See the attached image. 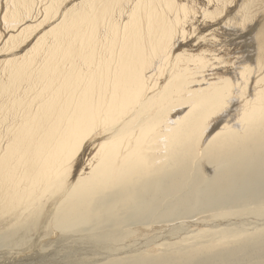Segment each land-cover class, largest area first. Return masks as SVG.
Returning a JSON list of instances; mask_svg holds the SVG:
<instances>
[{"label": "bare ground", "instance_id": "1", "mask_svg": "<svg viewBox=\"0 0 264 264\" xmlns=\"http://www.w3.org/2000/svg\"><path fill=\"white\" fill-rule=\"evenodd\" d=\"M214 1L0 0L2 263L264 262V11Z\"/></svg>", "mask_w": 264, "mask_h": 264}, {"label": "rangeland", "instance_id": "2", "mask_svg": "<svg viewBox=\"0 0 264 264\" xmlns=\"http://www.w3.org/2000/svg\"><path fill=\"white\" fill-rule=\"evenodd\" d=\"M62 2H63V4L64 5H69L70 4V1H72V0H61ZM234 0H230V1H228L229 2V5L231 6V4H232V2H233ZM251 1H255V0H251ZM260 1V4H258L257 6H255L254 7V9L252 10V12H250L249 14H247L246 15V19H248V20H250L254 15H256V14H259V13H261L262 11H264V0H259ZM217 3V0H215L214 2H213V5H215ZM225 3V2H224ZM255 2H252L251 4H254ZM221 14V13H220ZM224 16V15H223ZM221 17V16H220ZM220 17H219V19H220ZM205 30V29H204ZM243 37L242 36H240V41L238 42V40H237V42H233V43H235L236 45L238 44V46L237 47H240V45H241V39H242ZM243 40V39H242ZM173 43V42H172ZM25 45V44H24ZM242 50V49H241ZM240 49L239 50H235L234 52H232L230 55H231V57H232V55L234 54L235 55V53H240V52H242ZM238 80V79H237ZM250 80H252V76L250 77ZM252 90L250 89V88H248V95L249 96H251V92ZM221 105H219V106H217V107H215V110L216 109H218L219 107H220ZM175 109V110H174ZM173 109V112H178V111H180V110H184L183 109V107L181 108V107H179V106H177L176 108H174ZM169 110V109H168ZM219 116H221V114L219 115ZM205 124H203L202 125V127L200 128V130L203 128V126H204ZM234 128H236L235 130L240 134L241 132H240V128H239V126H236V127H234ZM200 136V135H199ZM206 140H204V141H202V143L200 144V148H201V145L203 146V145H205V142ZM198 149H199V144H198V147H197V144H196V147H195V151H194V153H196L197 151H198ZM185 150V149H184ZM197 150V151H196ZM198 154V155H197ZM200 152L198 151L197 153H196V155L197 156H200ZM162 154H159V156H161ZM157 157L158 158V160H159V162H160V160H161V158L160 157ZM158 160L156 161V162H158ZM160 164H161V162H160ZM204 169V172L205 173H207L208 172V168H203ZM206 170V171H205ZM190 174V173H189ZM208 174H211V171L210 172H208ZM189 178L190 177H188V180H189ZM186 192V189H181V191L179 192V194H181V195H183L184 193ZM255 200H257V199H253V200H250V202L248 201L246 204H248L251 208H254V207H257L256 205H259V204H264V200H262V199H258L257 200V202H258V204L257 203H255L256 201ZM253 202V203H252ZM254 204H255V206H254ZM248 205H246V206H248ZM252 205V206H251ZM231 206V207H230ZM226 207V208H225ZM225 207H222L221 208V210H226V211H232L233 209L235 210H233L234 212H235V215L236 216H244L243 214H240V213H238L237 214V212H238V210L239 209H241L239 206H235V204H230V205H228V206H225ZM238 207V208H237ZM263 207H264V205H263ZM230 210H229V209ZM233 208V209H232ZM236 208V209H235ZM225 212V211H224ZM252 212H253V210H252ZM202 213H200L199 215H201ZM251 214V213H250ZM250 214H247V215H245L246 216V218H251V215L253 216V213L250 215ZM250 215V216H249ZM196 216H198V215H196ZM260 216H264V215H260ZM172 218V219H171ZM180 218V219H179ZM196 218V217H195ZM178 219V220H177ZM175 220V221H174ZM177 220V221H176ZM162 221H165V223H163V224H173V222H178V221H184V219L183 218H181V217H178V218H176V216H172V217H167V218H165V220H162V219H153V220H151L150 221V223H149V225L151 224V225H153L154 227L156 226V225H162ZM150 225V226H151ZM232 247V246H235V243L234 242H228V243H226L225 244V242L223 243V242H220V243H218V242H214V241H210L209 243H205V244H202L201 246H198V247H191V248H184V250L183 251H181L180 253H175V252H172V251H168V249H165L166 251H164V252H169L168 253V255L169 256H162V260H161V263H154V264H168L167 263V261L168 260H174V261H177L178 259H179V256L180 257H183L184 255H194V253L195 252H199L200 254H203V253H205V252H213V251H215V250H219V249H221V248H223V247ZM149 251L150 252H148V253H146V254H144V255H142V254H139V255H136V256H131V257H128V258H125V259H127L126 260V262L125 263H130V262H133L134 264H144L145 262H149V261H151V260H154V259H156L157 257H158V255H159V252L161 253V251H160V247H157V246H154V245H152L151 247H150V249H149ZM172 254V255H171ZM261 254V253H260ZM1 255V254H0ZM189 255V256H190ZM204 255V254H203ZM262 255H264V253H262L260 256L262 257ZM189 256H186V257H189ZM259 256V255H258ZM259 256V257H260ZM22 257V256H21ZM20 257V258H21ZM259 257H257L256 256V258L258 259ZM260 257V258H261ZM9 261V260H8ZM12 261V260H11ZM255 261V260H254ZM0 264H4V263H2V260L0 261ZM188 264H191V262L190 263H188ZM218 264H221V263H218ZM252 264H264V262H257V263H252Z\"/></svg>", "mask_w": 264, "mask_h": 264}]
</instances>
